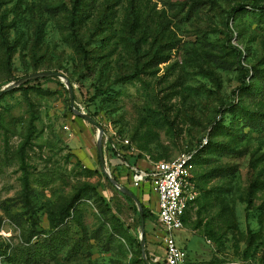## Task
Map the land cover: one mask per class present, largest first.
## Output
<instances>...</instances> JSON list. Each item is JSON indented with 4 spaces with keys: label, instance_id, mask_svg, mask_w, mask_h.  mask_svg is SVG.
<instances>
[{
    "label": "rangeland",
    "instance_id": "rangeland-1",
    "mask_svg": "<svg viewBox=\"0 0 264 264\" xmlns=\"http://www.w3.org/2000/svg\"><path fill=\"white\" fill-rule=\"evenodd\" d=\"M74 6L0 0V90L65 75L0 97V264H163L153 181L131 187L113 145L148 169L205 139L177 242L264 264V0H78L86 59Z\"/></svg>",
    "mask_w": 264,
    "mask_h": 264
},
{
    "label": "built area",
    "instance_id": "built-area-1",
    "mask_svg": "<svg viewBox=\"0 0 264 264\" xmlns=\"http://www.w3.org/2000/svg\"><path fill=\"white\" fill-rule=\"evenodd\" d=\"M129 142L128 139L124 141L126 145ZM207 142L205 139L198 148L185 152L173 160L155 162L148 169L130 163L126 153L113 145L117 151V160L134 187L140 188L153 181V191L157 196L158 221L165 249L163 264H189V255L186 249L178 244L176 232L185 228L184 215L188 206L196 199L195 157Z\"/></svg>",
    "mask_w": 264,
    "mask_h": 264
},
{
    "label": "water",
    "instance_id": "water-1",
    "mask_svg": "<svg viewBox=\"0 0 264 264\" xmlns=\"http://www.w3.org/2000/svg\"><path fill=\"white\" fill-rule=\"evenodd\" d=\"M51 77H62L65 78V75L59 71H37L28 75H25L23 77L18 78L15 80L11 85L7 86L6 88L0 90V97H2L7 91L15 88L20 87L21 85H25L26 83L30 81H34L37 79H43V78H51ZM70 95H71V104H74V92L72 87L69 85ZM76 113L80 116L85 117L89 121H91L95 126L99 127L97 122L90 117L86 116L85 114L81 113L79 110H76ZM98 155L100 158V163L103 168H105V163L103 160L104 156V150H103V144H102V129L99 127V134H98ZM115 185L121 190L122 193L125 195L133 198L135 201H138V197L136 194L131 191L129 188L122 186L119 182L114 180ZM140 219H141V230L142 235L145 234V217H144V211L143 208L140 210ZM145 239H142L141 241V247L143 250V254L145 255ZM146 263L150 264V262L146 258ZM199 264H210V263H199Z\"/></svg>",
    "mask_w": 264,
    "mask_h": 264
},
{
    "label": "trees",
    "instance_id": "trees-1",
    "mask_svg": "<svg viewBox=\"0 0 264 264\" xmlns=\"http://www.w3.org/2000/svg\"><path fill=\"white\" fill-rule=\"evenodd\" d=\"M77 2H78V0H75V6H74V9H73V13H72V15H71V19H72V35H73V37H74V40H75V42H77V45H78V48H79V50H80V52H81V54L83 55V57L86 59L87 57H88V51H87V49H86V46L83 44V42H82V39L78 36V34L76 33V31H75V28H74V22H75V20H76V11H77ZM258 8H262V7H258ZM240 58V57H239ZM43 79H46V78H43ZM37 80H39V79H37ZM35 81V80H34ZM31 82V81H30ZM30 82H28V83H26L27 85L30 83ZM23 88L25 87V85H23L22 86ZM209 144V143H208ZM208 144L207 145H205L204 147H202L201 149H200V151L197 153V155H196V157H195V165H196V161H197V159L199 158V156L200 155H202L203 154V152L205 151V149L207 148V146H208ZM195 168H196V166H195ZM196 170V169H195ZM195 170H194V173H195ZM194 180H195V182H196V179H195V176H194ZM143 207H144V205H143ZM187 211V210H186ZM186 214V213H185ZM144 217H145V219L147 218V213H146V211H145V214H144ZM184 223H185V215H184ZM146 256V255H145ZM147 257V256H146ZM210 264H214L213 262H209ZM189 264H192V263H190L189 262Z\"/></svg>",
    "mask_w": 264,
    "mask_h": 264
},
{
    "label": "crops",
    "instance_id": "crops-1",
    "mask_svg": "<svg viewBox=\"0 0 264 264\" xmlns=\"http://www.w3.org/2000/svg\"><path fill=\"white\" fill-rule=\"evenodd\" d=\"M130 159V158H129ZM130 163H132V164H134V165H137L138 167H140V168H143V169H145L146 167H144V166H141V164H137L136 162H134V161H132V159H130ZM124 170V169H123ZM123 176L125 177V180H128V181H130L128 178H127V173H124L123 174ZM120 183V182H119ZM122 186H123V184L122 183H120ZM130 184H131V187H134L133 185H132V183H131V181H130ZM147 184V183H146ZM134 188H136V187H134ZM138 189H140V190H142L143 192H144V189H145V184L142 186V187H140V188H138ZM146 193V192H145ZM153 193V202H155V204H156V207H157V196H156V194L154 193V192H152ZM137 196V195H136Z\"/></svg>",
    "mask_w": 264,
    "mask_h": 264
}]
</instances>
